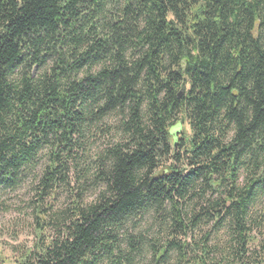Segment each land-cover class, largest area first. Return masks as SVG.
<instances>
[{
	"label": "trees",
	"instance_id": "trees-1",
	"mask_svg": "<svg viewBox=\"0 0 264 264\" xmlns=\"http://www.w3.org/2000/svg\"><path fill=\"white\" fill-rule=\"evenodd\" d=\"M44 151L17 264H264V0H0V192Z\"/></svg>",
	"mask_w": 264,
	"mask_h": 264
},
{
	"label": "rangeland",
	"instance_id": "rangeland-1",
	"mask_svg": "<svg viewBox=\"0 0 264 264\" xmlns=\"http://www.w3.org/2000/svg\"><path fill=\"white\" fill-rule=\"evenodd\" d=\"M181 127L188 134L187 125L184 123ZM180 134L181 129L176 138H179ZM100 144L101 141L95 143L91 147L90 154L95 152ZM46 163L47 156L44 151L39 165L28 173L23 183L12 190L0 192V264H17L19 256L38 242L39 226L35 219L34 202L37 198L34 197L36 192L34 186L35 178L39 176ZM90 198L91 195L88 194L87 200ZM51 199H53L52 196L49 200ZM67 201V193L59 191L55 200L52 201V210H59ZM255 217L259 225L254 228L252 234L256 239L255 244L258 242L259 246L264 247V195L256 205Z\"/></svg>",
	"mask_w": 264,
	"mask_h": 264
},
{
	"label": "water",
	"instance_id": "water-1",
	"mask_svg": "<svg viewBox=\"0 0 264 264\" xmlns=\"http://www.w3.org/2000/svg\"><path fill=\"white\" fill-rule=\"evenodd\" d=\"M179 131H180V126L178 125L170 132L174 139H176V136L178 135Z\"/></svg>",
	"mask_w": 264,
	"mask_h": 264
}]
</instances>
